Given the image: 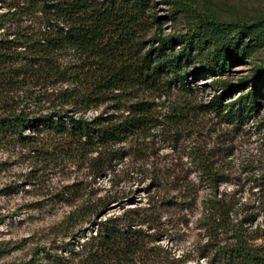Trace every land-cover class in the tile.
Returning a JSON list of instances; mask_svg holds the SVG:
<instances>
[{
  "label": "trees",
  "instance_id": "16d2710c",
  "mask_svg": "<svg viewBox=\"0 0 264 264\" xmlns=\"http://www.w3.org/2000/svg\"><path fill=\"white\" fill-rule=\"evenodd\" d=\"M5 3L7 10L0 14V143L14 141L34 154L57 144L69 155L85 157L96 177L120 159L115 149L125 142L147 145L154 130L163 135L196 131L204 111L189 95V75H221L264 37V18L222 21L185 0L176 12L189 13L195 23L186 32L156 34L151 49L143 52L146 41L141 35L149 18L159 22L150 12V0ZM259 68L252 79L236 85L214 80L222 85L204 107L235 125L255 118L264 64ZM249 82L250 89L243 91ZM237 88L240 94L224 103ZM104 106L97 116H87ZM213 153L207 145L186 147V165L195 179L162 163L148 164L145 157L132 166L156 187L154 202L172 200L179 214L199 211L207 238L196 249L200 258L211 264H264V245L254 242L264 228L253 227L264 214V170L256 179L259 209L243 216L234 194L220 190L223 168ZM110 192L99 197L94 211L120 202ZM87 208L88 203L77 206L69 218ZM151 212L150 203L147 209L127 211L126 223L103 222L93 245L82 252L85 264H139V253L149 258L150 233L143 227L154 221Z\"/></svg>",
  "mask_w": 264,
  "mask_h": 264
},
{
  "label": "rangeland",
  "instance_id": "374dc122",
  "mask_svg": "<svg viewBox=\"0 0 264 264\" xmlns=\"http://www.w3.org/2000/svg\"><path fill=\"white\" fill-rule=\"evenodd\" d=\"M150 1V12L159 22L149 18L141 35L146 41L143 52L151 49L150 39L156 34L167 36L186 32L196 20L183 10L176 12L179 3L185 0ZM192 2L200 12L222 21L264 18V0ZM6 10L5 0H0V14ZM263 64L264 37L248 55L234 62L221 75L207 74L197 78L189 75L193 89L189 95L204 111L199 116L198 129L172 132L174 135L154 130L151 141L140 147L125 142L115 149L120 159L114 160L100 177L92 174L85 157L74 152L69 155L66 148L63 150L57 144H47L43 153L34 154L14 141L0 143V264H85L82 252L86 246L93 245L103 222L126 223L127 211L147 209L150 203L155 213L148 216L153 215L154 221L150 226L147 223L143 232L150 233L147 248L152 253L149 258L139 253V264H211L200 258L196 250L207 239L200 229L199 211L179 214L171 206L172 200L154 202L156 187L132 164L145 157L148 164L162 163L182 177L195 179L196 173L186 165V147L207 145L223 168L220 190L234 194L238 206L242 205L239 211L243 216L258 211L260 193L256 179L264 170V73L257 93L260 106L255 118L251 116L248 121L235 125L225 120L220 112L204 105L222 85H214V80L236 85L241 80L252 79ZM248 85L250 82L243 91L250 89L246 88ZM239 90L226 96L224 103L233 101L240 94ZM103 109L105 106L87 116H97ZM108 191L119 195L120 202L94 211L93 205ZM200 195L202 198L205 191ZM83 203H88L89 210L87 208L84 214L74 213L73 218H69ZM253 227L264 228L263 212L255 219ZM254 242L264 245V235Z\"/></svg>",
  "mask_w": 264,
  "mask_h": 264
}]
</instances>
